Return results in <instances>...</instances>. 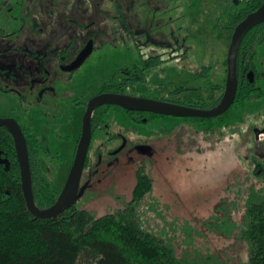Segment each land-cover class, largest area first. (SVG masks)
Listing matches in <instances>:
<instances>
[{
	"label": "rangeland",
	"instance_id": "rangeland-1",
	"mask_svg": "<svg viewBox=\"0 0 264 264\" xmlns=\"http://www.w3.org/2000/svg\"><path fill=\"white\" fill-rule=\"evenodd\" d=\"M237 1L239 4L234 6ZM246 1L0 0V16L6 15L9 9L22 11L26 17L31 10H37L34 19L40 26H50L54 34L64 39L72 37L82 45L93 44L92 53L71 80L56 67L58 60L48 51L40 55H45L44 60L50 65L26 57L27 52L11 53L1 66L12 77L18 73L28 76L18 81L5 75L0 77V118L20 116L34 130L45 145L44 155L40 154L47 171L45 175L62 191L75 161L86 104L121 69L142 66L143 60L162 56L165 62L148 70L147 84L130 88V96L162 101L176 88L184 86L190 89L171 96L172 100L209 103V94H213L212 102L219 99L225 89L233 36L227 26L228 16ZM32 18L22 23L32 25ZM16 24H21L20 19ZM8 35L3 38L0 35V40L14 41L17 36L24 40L28 33L22 28L15 37L7 38ZM48 38L60 40L48 37V33L34 37L44 44L49 42ZM6 47L15 48L9 45L2 50ZM257 52L259 69L263 70L264 46L258 47ZM41 67L50 73L57 97L48 95L44 100L32 97V102L22 99L16 89L24 90L23 96H27L29 87L24 85L30 74L37 73ZM203 67L212 68L210 82L196 80V74ZM193 88L208 89L194 94ZM77 101L81 104L77 105ZM107 121L109 129L93 134L99 140H92L89 154L96 165V152L100 149L103 162L89 178L88 192L76 207L98 218L125 209L133 198L137 173L144 168L153 180L152 196L161 203L164 221L175 224V236L174 231L170 233L176 238L179 253L194 248L210 252L228 264L246 261L248 249L239 232L243 228L249 188L264 186L263 176L254 172L253 165L256 160L264 164V143L260 141L257 146L254 133L264 128V99L235 104L223 116L225 126L217 127L210 137L203 130L202 121L195 118L163 116L143 129L128 120L123 110L115 108L109 112ZM117 133L133 140H128L129 145L121 154L108 156L105 152L108 146H117L121 141L113 145L110 140L102 139ZM140 136L151 140H136ZM143 142L154 148L153 156H142L133 149ZM220 207L230 209L231 219L239 227L235 235L226 237L203 227L202 221L215 214L225 215L227 209L217 210ZM148 221L155 232L165 226L154 215ZM186 227L202 233L192 235L194 243L190 248L184 245L186 236L182 229ZM81 264L94 263L83 259Z\"/></svg>",
	"mask_w": 264,
	"mask_h": 264
},
{
	"label": "trees",
	"instance_id": "trees-1",
	"mask_svg": "<svg viewBox=\"0 0 264 264\" xmlns=\"http://www.w3.org/2000/svg\"><path fill=\"white\" fill-rule=\"evenodd\" d=\"M262 6L264 0L247 1L229 15V30L234 31L249 14ZM258 46H264V24L251 29L241 42L237 103L264 99V76L259 71L257 61ZM163 62L162 56L143 60L142 67H135L136 75L126 86L147 84L146 72ZM211 71V67H203L198 77L209 80ZM221 99L211 104L201 100L182 103L172 100V97L163 101L211 110L220 104ZM151 117L158 118L155 115ZM101 120V115L97 113L92 124L96 126ZM201 121H209L206 131L211 134L217 127L225 126L223 118L217 119L216 123L213 122L215 120ZM27 145L34 199L39 209L46 210L57 202L61 191L45 175V166L39 158V153L44 151L43 143L40 140H27ZM253 165L254 172L264 178V164L256 160ZM153 190L151 176L141 168L137 173L133 198L125 209L98 218L75 206L58 219H36L30 213L23 193L14 141L4 129H0V264H81L83 259L94 264H228L210 252L203 253L194 248L179 253L174 237L175 224L164 221L161 203L152 196ZM226 209L217 208L226 211L225 215L221 217L215 214L202 221L203 227L226 237L235 235L239 227L231 219L230 209ZM151 215L164 222L161 231L155 232L149 225ZM173 231L174 236L170 233ZM182 232L186 236L184 245L188 248L194 243L192 235L202 234L191 231L189 227L182 229ZM239 236L248 249L247 260L242 264H264V186L249 188Z\"/></svg>",
	"mask_w": 264,
	"mask_h": 264
},
{
	"label": "flooded vegetation",
	"instance_id": "flooded-vegetation-1",
	"mask_svg": "<svg viewBox=\"0 0 264 264\" xmlns=\"http://www.w3.org/2000/svg\"><path fill=\"white\" fill-rule=\"evenodd\" d=\"M247 1H249V0H247ZM236 3L237 4L236 5L234 4V6H237L239 4V1H237ZM245 3H243V5ZM260 8H258L257 10H259ZM256 11H254V12H256ZM36 12H37V10H31L30 13H29V16L26 17V15H24L22 11H21V13H17L16 10L9 9L8 10V13L6 15L5 14H2L0 16V20L2 22V25H0V35H2V38L5 37L6 34H9L7 36V38H12V36L15 37L16 34H20L22 32V28H23V32H27L28 33V35H25L22 38L24 40H20V37L19 36L15 37L17 39H14V41H12V40L11 41H6V40L4 41L1 38V40H0V77L3 76V75H5L8 78L12 79L13 81L14 80H17L18 81V80H20L22 78H26L28 76V74H25V73H22V74H19L18 73V76L17 77H12V75H10L9 73H7V71H8L7 68H4V67L1 66L2 61H4L7 58H9L12 55L11 53H13V52L14 53H17V52H27L26 53V57H29V58L32 57L34 59H40V61L47 62V64H49L48 63L49 61H45L44 60L45 55H40L43 51H48V52L52 53V55H53L52 57H53L54 60H58V62L55 61L56 62V67L59 70L62 71V74L66 77V79L67 80L73 79V77L75 75V72H77V70L80 69L84 65V63L86 62V60L88 58L85 60V62L79 68H76L75 70L74 69L72 70L73 65L76 63V61L81 56V54L86 50V48L89 45L88 43L91 41V39L88 40V42H87L88 45L86 46V45L80 44V40L79 39L76 40V39H74L72 37H69L68 36V32H66V31H63V33L66 36H68L70 39L69 38L68 39H64V37H59V35L54 34L53 28H51L50 26H47V25H41L40 26L36 22V20L34 19V16L36 15ZM30 18H32L31 19L32 25L31 24L28 25L26 23H22V21L23 22L24 21H27L28 22V20ZM18 19H20L21 24H16L17 21H18ZM261 24H264V23H261ZM258 25H260V24H258ZM258 25H256V26H258ZM227 26H228V24H227ZM256 26H254V27H256ZM24 30H26V31H24ZM234 31H233V34H234ZM46 33H48V37L53 38V39H60V40H58V42H57V41H54V40L51 41L48 38L47 40L49 42L46 43V44H44L43 42H40V41L37 42L34 39L35 36L43 35V34H46ZM30 34H31V36H30ZM29 37H30V39H29ZM61 38H62V40H61ZM90 44H92V43H90ZM9 45H13V46H15V48H13V47H6L8 49L2 50V48H5V46H9ZM258 47H262V46H258ZM92 51H93V44H92ZM5 53L8 54L9 56H7V57L3 56V54H5ZM39 66H40V63H39ZM135 67H142V66L134 65V66H129V67H125V68L121 69L117 73V75L114 74V75H116L115 77L113 75V77L110 80H108V81H106V82H104L102 84V86L99 88L98 94L95 97L100 96V95H104V94H117V95L130 96L128 94V90L130 88L136 87V86H129V87H127L126 85L129 82V80L131 79V77L133 75H136V73H135L136 72ZM258 67H259V65H258ZM201 70H202V68L199 70V72ZM259 71L264 76V69L263 70L259 69ZM198 73L196 74V80H199V81L202 80L204 82H210L211 81V75H210L209 80H207V79H200L198 77ZM30 76L31 77H29L27 79V83H25V85H24L25 87H29L27 89V92H28V95L27 96L26 95L23 96V93L22 92L24 90L22 91V89H19V90L16 89V92L22 94L21 95V98L22 99H24V98L30 99V98L33 97L34 100H44V99L47 98L48 95L49 96H53V97H55V96L57 97L56 90L53 87V82L50 80L51 79V75H50V73H48L46 71V69L44 67H41L40 71H38L37 73L30 74ZM227 77H228V64H227V70H226V83H227ZM202 81H200L199 83H204ZM226 83H225V89H226ZM107 87H109V88H107ZM183 87L176 88L174 91H176V90H179V91H177L175 94L178 95L180 92H183L184 93V92H186L185 90L190 89V87L189 88H183ZM105 89H107V90H105ZM193 89L194 90L192 92H194V94H195V93L201 92L205 88H193ZM207 89L208 88H206L205 91ZM225 89H224V93H225ZM171 93L169 94L168 98L171 97V96H173V95H171ZM224 93L219 98L222 97V99H223ZM237 94H238V92H237ZM212 95L213 94H211V95L209 94V98H211V102H209L208 104H211L212 103ZM132 97H134V96H132ZM145 99H147V98H145ZM222 99H221V101H222ZM163 100L161 102H167V101H163ZM90 101L86 104V107H85L86 108V111L88 109V106H89ZM221 101H220V103H221ZM31 102H32V100H31ZM168 103H170V102H168ZM188 103H190V101ZM76 104L77 105H80L81 103H78V101H77ZM235 104H237V98H236ZM235 104L233 105V107L235 106ZM180 106H183V105H180ZM185 107H189V106H185ZM115 108L116 109L123 110L124 115H125V117L128 120H130L135 125H137L139 127H142L143 129H147L148 126L154 124L158 120V118L163 117V116L155 115V114H152V113L128 111V110H125V109H123L121 107H118V106H103V107H99V108H97L95 110V112L93 114V118H94V116L97 113H99L101 115V117H102V120L99 121V123L96 126H94L92 124V132L93 133H92V139L91 140H94V139L95 140H99V138H94L93 137V134L95 133V131H98V130H107V129L110 128L109 125H108L109 123L107 121V117H108L109 112L111 110L115 109ZM191 108H194V107H191ZM195 109L206 110V109H202V108H195ZM211 110H213V109H211ZM86 111H85V114H86ZM151 114L152 115H155V116H158V118L151 117L152 116ZM223 116H221L219 118H223ZM219 118H216V119H207V120H217ZM1 119H12V120H15L18 123V125L20 126V128L22 129V132L24 134V137H25V140L26 141L27 140H40L41 141V139L35 134L34 130L30 126H28V124L26 123V121L22 117H20V116H14V117H10V118H1ZM191 119H193V118H191ZM200 120H204V119H200ZM203 124H205L203 130L206 131V127L208 125V122H205ZM0 129H4L10 135V137L12 138V140L13 141L15 140L14 137L12 136V134L10 133V131L6 127H1L0 126ZM82 131H83V129H82ZM206 134L209 137L212 135L211 133H206ZM81 136H82V133H81ZM81 136H80L79 140H81ZM102 140H110V144H113V145L117 141H121V143H119V145L114 146V147L108 146L107 151L105 150V152H106V154L108 156H113L114 157V156H116L118 154H121L123 151H125L126 148L129 145V141L128 140H133V138H129L128 136L121 135L120 133H117V134H113L111 136L105 137ZM136 140H151V139L148 136H143V137L140 136V137L136 138ZM14 144H15V142H14ZM43 148H44V151H45V145H44V143H43ZM140 148H147V149L150 150V152L148 150V152H147L146 155L141 154L142 156H145V157H151V156H153V154H154V148L148 142L138 143L137 145H135L133 147V149L136 150L137 152H139V149ZM90 150H91V146H90V149H89L88 158H87V161H86L85 169H84L83 176H82V180H81V186H80V189L85 188L86 190H85V193H84L83 197L78 202H80L81 200H83V198L87 194L88 187H89V184H90L89 178L92 177V175L95 174L98 166L103 162V160H102L103 159V157H102V153L103 152H100L99 151L100 149H99L96 152L97 163H96V165H94L92 163L91 157L89 155L90 154ZM15 151H16V147H15ZM44 151L41 152V153H39V158L42 160L43 164H44V159L41 157L40 154H43L44 155ZM16 155H17V152H16ZM100 156H101V158H100ZM17 159H18V157H17ZM44 166H45V164H44ZM46 172L47 171L45 170V173ZM77 204H76V206H77Z\"/></svg>",
	"mask_w": 264,
	"mask_h": 264
},
{
	"label": "water",
	"instance_id": "water-1",
	"mask_svg": "<svg viewBox=\"0 0 264 264\" xmlns=\"http://www.w3.org/2000/svg\"><path fill=\"white\" fill-rule=\"evenodd\" d=\"M237 4V3H236ZM264 23V6L250 14L240 23L233 34L228 54V77L223 99L218 107L213 110H201L180 106L168 102L137 98L126 95L104 94L93 98L88 106L83 121V131L79 142L75 161L69 174L66 185L57 202L49 209L41 210L37 207L32 184V174L29 160L27 141L22 129L15 120L1 119L0 126L6 127L14 137L18 162L21 170L22 188L30 213L41 220H54L64 216L76 206L83 197L85 188L80 189L83 172L92 143V120L95 110L103 106H118L128 111L152 113L159 116L183 119H216L226 114L235 104L238 92V54L244 36L256 25ZM92 53V44L81 54L72 70L79 68ZM71 70V69H70ZM255 144L260 143V136L264 135L263 129L255 130ZM149 149L140 148L139 153L146 155ZM150 152V150H149Z\"/></svg>",
	"mask_w": 264,
	"mask_h": 264
},
{
	"label": "built area",
	"instance_id": "built-area-1",
	"mask_svg": "<svg viewBox=\"0 0 264 264\" xmlns=\"http://www.w3.org/2000/svg\"><path fill=\"white\" fill-rule=\"evenodd\" d=\"M260 141L264 143V135L260 136Z\"/></svg>",
	"mask_w": 264,
	"mask_h": 264
}]
</instances>
